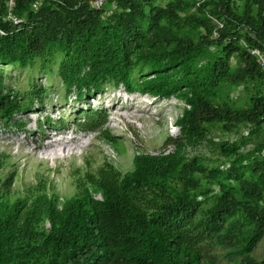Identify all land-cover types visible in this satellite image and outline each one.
<instances>
[{
    "label": "trees",
    "instance_id": "trees-1",
    "mask_svg": "<svg viewBox=\"0 0 264 264\" xmlns=\"http://www.w3.org/2000/svg\"><path fill=\"white\" fill-rule=\"evenodd\" d=\"M11 1L20 23L7 19ZM115 3L107 15L90 0H0V63L27 68L59 56L66 94L98 93L111 81L127 93L182 101L179 132L165 139L173 150L137 153L126 173L110 163L87 169L66 196L45 179L13 191L17 170L3 172L8 157L0 153V264H219L204 242L230 247L235 264H264L251 254L264 234V156L221 141L216 144L230 159L221 170L184 152L219 124L264 129V69L253 53L264 55V0H244L241 8L234 0ZM2 81L0 70L5 124L45 92L36 85L22 94L3 91ZM248 81L253 92L246 104L236 103L229 90ZM80 114L79 126L100 130L104 141L119 146L103 128L105 111ZM202 174L218 186L205 206L198 200L209 193Z\"/></svg>",
    "mask_w": 264,
    "mask_h": 264
},
{
    "label": "rangeland",
    "instance_id": "rangeland-1",
    "mask_svg": "<svg viewBox=\"0 0 264 264\" xmlns=\"http://www.w3.org/2000/svg\"><path fill=\"white\" fill-rule=\"evenodd\" d=\"M168 0H155L165 5ZM195 3L201 0H190ZM244 0H234L241 8ZM106 7H109L107 3ZM211 21L220 26L216 19ZM244 44V38L240 40ZM264 58V57H263ZM60 57L50 62L37 61L33 66L22 68L1 64L3 71L2 89L22 94L33 85L45 89L39 98H33L27 110L15 114L6 124L0 119V153L8 157V165L2 171L17 170L12 190L35 184L45 179L50 190L66 196L73 192L75 180L87 169L96 170L104 163H110L120 172L126 173L132 167L137 153L160 154L173 150L167 136L179 132L175 121L185 104L174 98L153 97L148 94L127 93L124 86H115L108 81L103 89L94 94L77 97L76 93L66 94L65 86L58 74ZM45 64V66H42ZM136 70L134 80L140 81ZM35 78V80H33ZM254 83L248 81L229 90L230 97L240 104H246ZM264 93V84L259 86ZM99 109L107 114L103 128L120 140L117 148L101 138L100 130H87L79 126L80 112ZM19 124L21 126H19ZM208 139L188 144L184 149L189 160L196 159L208 169L226 170L230 159L226 158L216 143L236 142L243 154L264 149V129H254L246 124L226 130L221 124L212 129ZM201 176V186L208 190L206 200L198 197L203 205L211 203L217 195L218 186L210 178ZM211 177V176H210ZM233 180V178H231ZM99 198V195H96ZM206 255L219 264H235L238 256L230 247L211 245L204 242ZM256 259L264 258V234L251 250Z\"/></svg>",
    "mask_w": 264,
    "mask_h": 264
},
{
    "label": "built area",
    "instance_id": "built-area-1",
    "mask_svg": "<svg viewBox=\"0 0 264 264\" xmlns=\"http://www.w3.org/2000/svg\"><path fill=\"white\" fill-rule=\"evenodd\" d=\"M107 3H109V7H106ZM13 6V1L10 2V12L7 15V19L13 21L14 23L22 22V19L16 17L11 13V8ZM40 6V2L36 1L33 4L34 8H38ZM91 8L95 10H105L107 15L112 14V12L116 9L115 0H90ZM215 35V34H214ZM253 53L258 57L259 63L261 67L264 69V55L260 53L259 50H254Z\"/></svg>",
    "mask_w": 264,
    "mask_h": 264
}]
</instances>
